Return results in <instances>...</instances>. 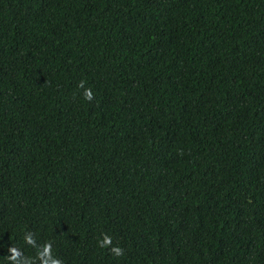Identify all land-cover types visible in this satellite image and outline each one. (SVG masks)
Segmentation results:
<instances>
[{
	"label": "trees",
	"instance_id": "trees-1",
	"mask_svg": "<svg viewBox=\"0 0 264 264\" xmlns=\"http://www.w3.org/2000/svg\"><path fill=\"white\" fill-rule=\"evenodd\" d=\"M0 264H264V0H0Z\"/></svg>",
	"mask_w": 264,
	"mask_h": 264
},
{
	"label": "clouds",
	"instance_id": "clouds-1",
	"mask_svg": "<svg viewBox=\"0 0 264 264\" xmlns=\"http://www.w3.org/2000/svg\"><path fill=\"white\" fill-rule=\"evenodd\" d=\"M82 83L79 84V87H82ZM84 98L88 101H91L93 99V94H92V91L91 89H88V90H85L84 92ZM107 243V241H106ZM117 254L119 255V251L117 250Z\"/></svg>",
	"mask_w": 264,
	"mask_h": 264
}]
</instances>
